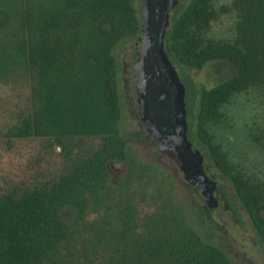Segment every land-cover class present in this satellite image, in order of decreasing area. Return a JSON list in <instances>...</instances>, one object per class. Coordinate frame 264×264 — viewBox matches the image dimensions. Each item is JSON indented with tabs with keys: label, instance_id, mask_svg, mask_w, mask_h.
<instances>
[{
	"label": "trees",
	"instance_id": "1",
	"mask_svg": "<svg viewBox=\"0 0 264 264\" xmlns=\"http://www.w3.org/2000/svg\"><path fill=\"white\" fill-rule=\"evenodd\" d=\"M213 1L179 0L165 49L176 68L226 66L213 87H185L188 139L205 150L206 172L213 175L212 166L232 187L264 252V180L235 167L213 133L233 95L264 91V0L218 9ZM228 10L236 15L234 39L209 37ZM140 31L136 0H0V82L29 91L26 115L10 135L46 139L67 164L50 182L0 196V264H69L68 255L78 264H236L205 238L172 187L140 206L121 176L112 181L118 163L128 162L136 179L149 166L130 152L138 136L120 126L115 55ZM73 139L93 146L72 153Z\"/></svg>",
	"mask_w": 264,
	"mask_h": 264
},
{
	"label": "rangeland",
	"instance_id": "2",
	"mask_svg": "<svg viewBox=\"0 0 264 264\" xmlns=\"http://www.w3.org/2000/svg\"><path fill=\"white\" fill-rule=\"evenodd\" d=\"M229 4L230 0L213 1L216 9L221 6L229 7ZM136 6L140 16V0H136ZM174 12L173 10L170 13L171 19ZM235 21L236 15L232 10L221 13L219 18L212 22L209 37L218 41H232L235 37ZM135 42L136 39L124 42L115 50L123 112L120 126L123 132L138 136L137 139L133 138L129 142L130 152L149 166L141 179L133 176L129 180L134 173L132 171L131 175L126 173L125 165L118 163L115 166L112 181L114 184L119 183L116 177L121 176V183L128 185V195L135 201L140 199V206L149 202L147 201V198L150 199L149 195L155 197L158 192L172 187L177 200L191 207L193 197L183 178V173L169 156L159 153L157 147L147 138L149 135L143 128L142 111L137 103L138 96L134 87L136 71L132 67ZM176 69L186 88L189 87V82H192L197 89L213 87L226 75L227 71L226 66L221 63H211L199 71ZM28 96L26 84L0 82V196L15 189H31L50 182L67 166L64 157L58 153L60 149L50 147L46 139L16 138L10 135L26 115ZM187 97L188 95L185 96V103H187ZM222 110L224 120L214 127L213 133L223 151L235 167L242 170L248 177L264 180V91L253 88L235 94ZM187 121L192 122L191 119ZM191 142L193 148L200 150L205 159V150L201 149L195 141ZM92 146V139H73L71 152H85ZM209 167L212 174L219 178L216 170L210 165ZM207 175L209 176L208 173ZM220 178L223 180L222 177ZM148 180H150L149 183H147ZM224 180L223 182L226 183L227 180ZM142 186L145 188L142 189ZM194 211L192 209V213ZM232 236L234 241L227 246V250L237 264H248L245 260L253 261L255 264L264 263V252L253 240L256 237L253 229L246 233L249 238L246 241L241 240V232L238 229L233 230ZM71 257L68 255V263L78 264V256L76 255V260H72Z\"/></svg>",
	"mask_w": 264,
	"mask_h": 264
},
{
	"label": "water",
	"instance_id": "3",
	"mask_svg": "<svg viewBox=\"0 0 264 264\" xmlns=\"http://www.w3.org/2000/svg\"><path fill=\"white\" fill-rule=\"evenodd\" d=\"M140 1L141 31L136 38L132 67L136 71L134 87L143 128L159 150L175 154L184 180L201 193L209 209H216L217 181L207 175L204 155L188 139L186 88L165 49L170 13L179 0Z\"/></svg>",
	"mask_w": 264,
	"mask_h": 264
},
{
	"label": "flooded vegetation",
	"instance_id": "4",
	"mask_svg": "<svg viewBox=\"0 0 264 264\" xmlns=\"http://www.w3.org/2000/svg\"><path fill=\"white\" fill-rule=\"evenodd\" d=\"M147 138L153 145L157 147L159 153L169 156L171 160H173L172 162L175 163V166L180 170V160L175 156L172 151L159 150L155 140L150 135L147 136ZM122 163L126 167V173L131 175L132 169L130 164L128 162ZM209 176L216 179L217 181V190L215 196L219 202L218 208L214 211H211L209 207L206 206V202L202 197L201 193L197 192L192 186L188 184V188L193 197V204H191V208L195 210L193 214L196 215V218L199 222V226L203 231L205 238L208 241L222 248L234 261V258L230 254V251L227 250V246L231 245L232 241H234L232 232L234 229L240 230L242 236L241 240L246 241L247 239H249L246 236V233H248L252 229V224L245 211L243 210L242 205L239 199L237 198L235 192L233 191L232 187L228 185V182H223L225 181L224 178H222L223 180H221L220 177L218 178L214 175ZM131 178L132 176L129 177V180ZM144 188L145 187L142 186V189ZM253 240L257 244L258 248L261 249L259 247L256 237ZM245 261L248 264H255V262L250 260Z\"/></svg>",
	"mask_w": 264,
	"mask_h": 264
}]
</instances>
